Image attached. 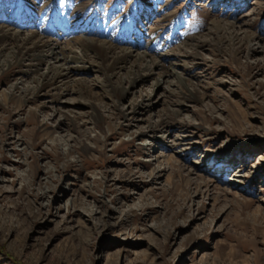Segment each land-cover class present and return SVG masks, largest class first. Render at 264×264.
Masks as SVG:
<instances>
[{
    "label": "rangeland",
    "instance_id": "1",
    "mask_svg": "<svg viewBox=\"0 0 264 264\" xmlns=\"http://www.w3.org/2000/svg\"><path fill=\"white\" fill-rule=\"evenodd\" d=\"M0 2V26L32 31L51 48L57 43L54 52L62 49L68 60L66 45L84 36L163 64L133 86L121 71L111 97L89 71L70 73L89 96L69 89L57 99L45 89L20 102V91L34 92V81L54 60L45 57L32 70L8 68L2 64L9 50L2 52L0 264H264V0ZM21 4L35 14L17 20ZM66 5L83 8L78 16L89 21L67 25L70 34L61 26L41 32L47 13L60 14ZM133 17L141 35L133 31L117 41V27ZM107 19L111 30L94 33ZM213 21L245 23L260 42L233 60L209 48L198 50L199 60L174 55L190 38L208 39ZM172 69L197 86V100L173 103L174 79L159 74ZM6 94H13L10 101ZM172 110L178 113L168 125L140 136ZM83 138L89 151L78 144ZM180 176L192 184L201 177L209 187L198 191Z\"/></svg>",
    "mask_w": 264,
    "mask_h": 264
},
{
    "label": "bare ground",
    "instance_id": "2",
    "mask_svg": "<svg viewBox=\"0 0 264 264\" xmlns=\"http://www.w3.org/2000/svg\"><path fill=\"white\" fill-rule=\"evenodd\" d=\"M17 8L14 12V16L17 20H24L35 14H31L32 9H26V5L21 4L20 7L17 6ZM71 8L72 7H70V5H66L65 7H63V10L60 14H58V10L56 8L51 12L49 10L50 8H47L50 12L47 13L48 10L44 12L47 13V15L50 14V19L48 21L47 27L61 26L63 27L62 30L64 34H70L72 33L70 28L69 31L66 30L67 25L72 24L73 26H77V24L81 22L82 18L84 21V25L86 24L85 22L89 21V19H85V15L82 18L78 16L79 10L80 13H82L83 8L75 7V11H73L72 9L73 12L71 11ZM3 9H5V7H3L2 2H0V12ZM95 9H97L96 6ZM110 16L111 13L109 12L108 17ZM46 18L48 17L45 15L44 19L41 18L40 20H37L35 26L38 24V21L40 22V24H43ZM135 20V17H133L130 20L126 21L125 24L121 23L122 25L117 27V30L115 31V35L113 37L117 41H121V39L124 38L126 34L129 35V33L133 31L137 33L138 36H140L141 32L139 30H136L133 26V22ZM103 24L106 25L105 28H99L94 33L105 35L108 31L111 30L112 26L110 25V19H107L105 22L103 21ZM211 26L212 30L208 39L204 38L200 40L198 39L199 37L190 38L184 43V49L178 47L176 48V50H178L179 53L173 54L178 55L179 57L182 56L185 59L192 58L199 60L201 59V54L198 50L209 48L214 55H224L233 60L245 49H248L249 52L253 51V49L249 47V44L251 42H260V39H258L257 37L248 35L247 30H245L244 28L245 23H243V25L240 24L236 26L235 24L230 22L227 23L225 21H213L211 23ZM15 27L16 29L22 28L20 26ZM47 27L44 30H41V32L43 31V33H49V30H53L52 32L54 33L58 30L57 29L54 31V29H51V27L50 29ZM83 37H81L80 39H74L72 43L66 45V50L68 51L69 55L68 60L64 55L60 56L62 49H59L58 53L54 52L56 49H58L57 43L53 44L56 46L55 48H51L50 44L52 43H49V40L42 39L32 31L26 34H22L19 29L12 30L8 27L0 26V56L5 49L9 50V53L6 55V58L4 60L5 62L2 64V66L10 68L14 65H25L27 66V70H32L36 69L40 64H42L45 61V57H49L54 60L53 64L48 66L47 72L45 74L39 75V78L34 81L36 85L35 91L32 92L29 89L20 91L18 100L20 102H29L31 99L36 98V96H38L45 89H50L51 91H53V94L57 99H59V97H62L63 94H65V92L69 89L71 94H74L79 98L89 96L90 91L87 89L86 84L75 79L71 81L70 77L71 72L87 73L89 71L96 74L98 79V86L101 88V90H103L105 95L111 97L112 94H115V88L113 84L116 80H120L121 71H126L125 74L127 73V78L130 79V84L133 86L136 84V82L142 81L144 76H150L160 67H163L162 61L156 62L153 60H149L147 58V53H134L132 50H129L128 48L118 47L112 42L107 43L105 41ZM132 43L136 44L134 40H132ZM73 45H75L76 47L74 48ZM46 48H48L49 50L45 53L46 55H44L43 52ZM173 54L167 52V58H169L170 55L173 56ZM144 72H146V75H142V73ZM159 74L161 75V77H172L174 79V82H170L169 84H173L179 91V93L177 97L178 101H173V103L182 104L180 101H192L199 98L198 96L200 95V93L198 89H196L197 86L185 80L184 77L180 73L175 72L174 69L169 71L167 70V72ZM68 84H71L73 87L69 88L67 86ZM17 89L18 88L16 87V90ZM12 97L13 94H6V101H10ZM78 104H80L81 106L83 105L82 103ZM85 106L91 107V104L87 103ZM142 106L143 105L141 104L140 109ZM41 108H44V105ZM135 112L136 109L133 110L132 114H135ZM168 113L160 115V123L157 126H149L148 132L145 134L141 133L140 136H149V134L154 132L156 129H160L166 123L168 125L169 121L173 120L177 116L178 111L174 112L172 110L168 111ZM74 118L75 116L73 117L72 128L78 131L79 128L77 127ZM124 118L125 120H127L126 116H124ZM91 119V124L95 126L99 121L97 113L93 112ZM88 143H90L88 138H83L80 143L78 142L83 151L90 150V146ZM180 179L188 185H194L196 189H199L198 191H200V188L205 187V189H207L209 187L208 182L203 181L201 177H199L193 184L187 178H184L182 176H180ZM226 195L227 194L225 193L224 195L222 194L223 197Z\"/></svg>",
    "mask_w": 264,
    "mask_h": 264
}]
</instances>
